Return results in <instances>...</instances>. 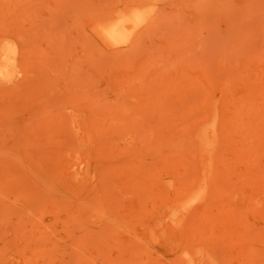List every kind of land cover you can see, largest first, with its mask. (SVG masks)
<instances>
[{
    "label": "rangeland",
    "instance_id": "obj_1",
    "mask_svg": "<svg viewBox=\"0 0 264 264\" xmlns=\"http://www.w3.org/2000/svg\"><path fill=\"white\" fill-rule=\"evenodd\" d=\"M0 264H264V0H0Z\"/></svg>",
    "mask_w": 264,
    "mask_h": 264
}]
</instances>
